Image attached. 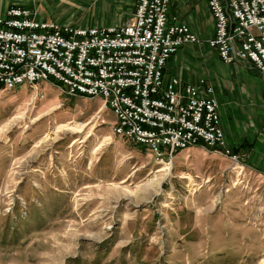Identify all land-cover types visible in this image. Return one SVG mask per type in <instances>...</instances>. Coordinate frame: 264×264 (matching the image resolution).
I'll list each match as a JSON object with an SVG mask.
<instances>
[{"label":"rangeland","instance_id":"374dc122","mask_svg":"<svg viewBox=\"0 0 264 264\" xmlns=\"http://www.w3.org/2000/svg\"><path fill=\"white\" fill-rule=\"evenodd\" d=\"M65 1L40 16L116 23L110 0ZM37 87L0 89V264H264V173L201 146L163 162L101 97Z\"/></svg>","mask_w":264,"mask_h":264},{"label":"built area","instance_id":"2783aa9c","mask_svg":"<svg viewBox=\"0 0 264 264\" xmlns=\"http://www.w3.org/2000/svg\"><path fill=\"white\" fill-rule=\"evenodd\" d=\"M173 0H136L126 23L76 27L36 18L25 6L0 16V84L13 90L49 82L74 97H101L116 116L115 134L171 156L214 147L234 161L215 88L164 76L171 56L202 39L169 16ZM215 20L208 44L225 63L248 61L264 79V0H207ZM167 163H172L167 162Z\"/></svg>","mask_w":264,"mask_h":264},{"label":"crops","instance_id":"0c3cea01","mask_svg":"<svg viewBox=\"0 0 264 264\" xmlns=\"http://www.w3.org/2000/svg\"><path fill=\"white\" fill-rule=\"evenodd\" d=\"M81 1L79 0L78 3ZM120 1L121 3H118V0H110V2L103 0L102 2L108 4L107 8H115V24L133 20L136 13L135 0L132 3L134 10L132 19L123 21L129 16L127 14L130 13L128 11L131 9V4L130 0ZM43 4L52 5L63 16H67L69 10L74 11L79 6L77 3L65 0L15 1L8 4L3 14L5 15L12 6H25L35 12L36 18L72 25L61 18L54 20L46 19L45 16L41 17V5ZM169 16L171 19L176 17L188 24L191 30L202 39V42L182 46L176 54L171 56L164 69L165 78L176 76L184 83H197L204 80L201 85L203 89L208 86L214 87L220 104V115L226 139L231 145L240 149L239 155L241 161L246 162L245 165L264 173L263 77L248 61L225 63L219 52L208 44V40L214 34L215 20L209 10L207 0H173ZM94 26L102 25L91 27Z\"/></svg>","mask_w":264,"mask_h":264},{"label":"trees","instance_id":"16d2710c","mask_svg":"<svg viewBox=\"0 0 264 264\" xmlns=\"http://www.w3.org/2000/svg\"><path fill=\"white\" fill-rule=\"evenodd\" d=\"M2 85L0 84V89H2ZM139 148H141V149H143V150H148V148L147 147H145V146H143V145H139V144H136ZM207 149L208 150H210V151H214L215 150V148L214 147H207ZM232 149H233V152L234 153H236V154H239V152H240V149L239 148H237L236 146L234 147H232ZM176 152H179V151H176ZM175 152V153H176ZM242 162H243V164L244 163H246L244 160H242Z\"/></svg>","mask_w":264,"mask_h":264},{"label":"bare ground","instance_id":"6f19581e","mask_svg":"<svg viewBox=\"0 0 264 264\" xmlns=\"http://www.w3.org/2000/svg\"><path fill=\"white\" fill-rule=\"evenodd\" d=\"M78 132H82V130H79V129H78Z\"/></svg>","mask_w":264,"mask_h":264}]
</instances>
